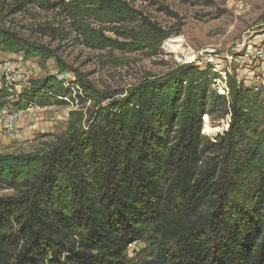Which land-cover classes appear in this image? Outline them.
Wrapping results in <instances>:
<instances>
[{"label":"trees","instance_id":"1","mask_svg":"<svg viewBox=\"0 0 264 264\" xmlns=\"http://www.w3.org/2000/svg\"><path fill=\"white\" fill-rule=\"evenodd\" d=\"M16 1L14 13L62 16L93 50L152 37L126 27L140 19L128 0ZM0 50L70 69L3 29ZM71 71L68 86L48 76L19 95L0 89V114L76 107L53 142L0 154V264H264V96L235 80L227 100L190 65L108 92ZM218 114L229 129L211 141L203 119Z\"/></svg>","mask_w":264,"mask_h":264},{"label":"rangeland","instance_id":"2","mask_svg":"<svg viewBox=\"0 0 264 264\" xmlns=\"http://www.w3.org/2000/svg\"><path fill=\"white\" fill-rule=\"evenodd\" d=\"M129 3L140 13V19L127 25L128 30L140 38L152 37L149 41L139 42L140 49L136 51H99L83 45L71 31L70 23L57 13L37 7L14 13L16 0H0V29L53 50L70 68L61 72L55 59L48 61L44 68L23 54L0 50V71L6 62H11L30 81L55 76L71 84L74 81L72 69L86 74L101 92L125 91L147 78L163 76L185 65L186 55L192 52H221L237 45L245 48L264 46V0H129ZM107 35L119 39L116 35ZM174 40L178 41L177 48L169 45ZM119 41L125 42L124 39ZM242 74L243 70H240L229 79V89L235 80L241 87L250 89L249 76ZM0 82L4 83L1 77ZM212 88L214 90L213 85ZM259 93L263 98L264 89ZM13 94L20 92L16 90ZM73 108L32 107L18 112L12 132L4 129V115L0 114V154L28 153L43 143L53 142V136L67 130L69 112ZM6 113L17 112L8 109ZM218 116L203 119L202 134L211 141L222 137L229 129L230 116L225 119ZM205 126L216 131L206 134ZM5 195L10 193L0 192V196ZM141 247L133 245L131 254Z\"/></svg>","mask_w":264,"mask_h":264},{"label":"built area","instance_id":"3","mask_svg":"<svg viewBox=\"0 0 264 264\" xmlns=\"http://www.w3.org/2000/svg\"><path fill=\"white\" fill-rule=\"evenodd\" d=\"M51 1L68 2L69 0ZM184 64L201 71H209L214 76V91L227 100H229L230 94L229 79L234 77L235 73H239L240 70H243L242 75L247 74L249 76L250 89L254 93H259L264 89V46L245 48L237 45L231 50L221 52H192L186 55ZM0 73L1 80L4 81L2 84L0 82V89L6 88L11 93L17 90L21 93L30 86V80L11 62H6ZM61 79H64V76H61ZM60 82L66 86L70 85V83L66 84L63 80ZM3 115L4 129L7 132H12L18 112L16 114L4 112Z\"/></svg>","mask_w":264,"mask_h":264},{"label":"bare ground","instance_id":"4","mask_svg":"<svg viewBox=\"0 0 264 264\" xmlns=\"http://www.w3.org/2000/svg\"><path fill=\"white\" fill-rule=\"evenodd\" d=\"M169 45L171 46V48H177L178 45V41L174 40V41H170ZM216 131V129L211 128L210 126H205V130L204 133L206 134H213Z\"/></svg>","mask_w":264,"mask_h":264}]
</instances>
